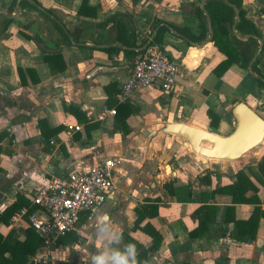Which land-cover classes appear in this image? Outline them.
Instances as JSON below:
<instances>
[{
  "label": "crops",
  "instance_id": "1",
  "mask_svg": "<svg viewBox=\"0 0 264 264\" xmlns=\"http://www.w3.org/2000/svg\"><path fill=\"white\" fill-rule=\"evenodd\" d=\"M208 1L0 0V216L20 199L23 203L10 220L6 216L0 221V234L20 242L28 238V217L22 210L34 208L35 191L52 174L84 173L106 158L122 164L113 194L95 220L60 238L51 251L41 241L26 264H92L91 256L98 251H124L129 243L155 247L142 255L137 249V264H264V141L230 162L196 155L185 140L164 133L168 123H185L227 136L236 123L231 109L239 102L264 119V84L248 67L236 62L222 75L214 72L226 55L212 41ZM242 7L260 33L258 46L250 44L249 50L252 61L262 43L253 65L264 78V0H242ZM6 19L12 20L7 27ZM53 21L71 37V45ZM175 27L196 40L186 39ZM225 27L232 31L229 23ZM161 28L163 40L153 46L183 64L184 77L170 90L149 87L120 101L119 88L135 59L118 36L127 41L133 35L139 55ZM232 34L245 45L255 38ZM37 41L53 52L42 50ZM112 47V54L101 50ZM193 50L200 52L195 55ZM48 53L61 58L49 63ZM96 66L111 71L89 78ZM70 108L86 120L79 121ZM106 109L117 113L110 115ZM127 111L126 131L118 118ZM57 128L58 134L49 137L48 131ZM148 134L167 143L166 151L177 144L175 152L187 161L160 159L159 172L150 171L149 162L136 164L131 158L134 140ZM137 165V173L132 172ZM239 172L247 180L234 193ZM147 200L158 207L155 217L136 212ZM104 214L112 231L122 233L118 243L97 241ZM152 231L160 240L152 238ZM11 255L9 250L4 253L6 258Z\"/></svg>",
  "mask_w": 264,
  "mask_h": 264
},
{
  "label": "built area",
  "instance_id": "2",
  "mask_svg": "<svg viewBox=\"0 0 264 264\" xmlns=\"http://www.w3.org/2000/svg\"><path fill=\"white\" fill-rule=\"evenodd\" d=\"M182 65L163 49L147 44L141 58L130 66L119 88L118 99L127 101L135 92L149 87L161 91L172 89L184 77ZM105 111L116 114L113 109ZM121 165L118 158H106L84 173L52 174L35 191L34 209L24 208L22 213L27 215L29 227L38 234L47 251L57 248L60 238L78 232L83 222L95 220L113 194Z\"/></svg>",
  "mask_w": 264,
  "mask_h": 264
},
{
  "label": "trees",
  "instance_id": "3",
  "mask_svg": "<svg viewBox=\"0 0 264 264\" xmlns=\"http://www.w3.org/2000/svg\"><path fill=\"white\" fill-rule=\"evenodd\" d=\"M229 4L235 5L239 11V21L236 25L237 31L241 33L242 35H249L252 37L260 36L259 30L256 24L253 21L246 18L245 12L242 7V0H227V2H224V1L217 2L214 0L208 1L206 5V12L210 17L211 25L213 26V29H214V35L212 37V41L214 43V46H216L219 51H221L222 53L226 55V59L222 61L214 69V72L217 75H222L224 72L228 70V68L233 63H236V62L240 63L242 67L247 68L251 61V57H252L250 55L249 46L250 44H252L251 46H253V48L258 46V42L256 38H250L249 44L245 45L244 43L236 39V37L232 34V31L228 30L225 27L226 23H229L231 26H233L235 22V11ZM24 5H25V2L22 3V6ZM197 11L199 14H202L201 10L198 9ZM11 21H12L11 19H6L5 26L7 27L11 23ZM53 22L57 25V28L63 35V41L66 44L71 45V42H72V40L70 39L71 37H69L68 34L64 32V29L60 25H58L57 22L55 21ZM202 26L204 27V34H202V37H204L205 24L202 23ZM174 30L182 34L188 40H196V38L187 30H184L178 27H175ZM164 31L165 29L161 28L157 32V35L154 37L153 41L149 43V46L155 43L162 42ZM71 36L75 41H78L77 35L72 33ZM117 40L122 42L128 48V50L126 51L127 53H129L130 55H134L133 59H135L138 56V54L135 53V50H134V48H136V44H135V37L133 35H131L129 40L127 41L124 40L121 36H118ZM250 49H252V47H250ZM101 50L105 51L108 54H112L114 52L113 47L104 48ZM142 51L143 50H141L139 54H141ZM59 58L61 57H60V54L58 53H48L45 55V60L49 63H52V60H58ZM252 68L255 73L262 76L256 64H254ZM69 111L70 113L74 114L78 118L79 121L86 120V118H83V116L80 113H78L76 109L70 108ZM129 115H130V111H127L126 113L122 115L121 119L118 118L120 120L121 125L124 127L126 131H127L126 119ZM60 130L61 128L49 130L48 136L49 137L54 136L58 134ZM263 165H264V159L262 160L260 166H263ZM245 180H247V177L244 175L243 172H239L238 173V186L234 187L233 189L234 193L237 192V190L241 188L242 182ZM165 187L166 189H169L168 184H166ZM147 201H148V204H144L140 208L136 209V212L139 214V217H145V216L155 217L157 215L158 207L152 204L150 200H147ZM22 207H23V203H22V199H20L19 201L15 202L14 204H12L10 207H8L5 210L3 215L0 216V221H2V219L5 220L6 216L8 220H10L11 217L16 212H18ZM8 220H6V222H8ZM145 230L147 231V229ZM150 235L152 236L154 240H160L157 232L152 231L150 232ZM40 246H41V239L32 228H29L28 238L23 242L13 240L12 236H9L6 239H4L3 236L0 234V264H26L29 261V257L31 255H34L38 251ZM136 247L137 249L141 250V255L147 253L149 250L153 251L155 249V247H153L152 249H145L140 245ZM7 250L11 251L12 253L10 258H6L4 256V253ZM37 264H42V263H37Z\"/></svg>",
  "mask_w": 264,
  "mask_h": 264
},
{
  "label": "water",
  "instance_id": "4",
  "mask_svg": "<svg viewBox=\"0 0 264 264\" xmlns=\"http://www.w3.org/2000/svg\"><path fill=\"white\" fill-rule=\"evenodd\" d=\"M229 5L236 13L232 31L238 38H242L236 29V25L239 21V11L236 6L232 4ZM255 38L259 40L258 37ZM189 43L194 48H199V44L195 42ZM37 45L45 52H53L52 49L46 48L42 42L37 41ZM262 48L263 45L260 42L258 51L248 65V70L264 84V78L255 73L252 69V65L262 52ZM199 52L200 51L193 50L192 53L197 55ZM140 58L141 54H139L135 60ZM185 64L191 66L189 61L185 62ZM109 71H111L109 67L96 66L91 70L88 77L90 78L97 72ZM231 114L235 118L236 123L233 131L227 136H221L185 123H168L164 128V133L176 135L184 139L189 144L192 152L201 157L219 161H235L263 143L264 119L244 102L235 104L231 109Z\"/></svg>",
  "mask_w": 264,
  "mask_h": 264
},
{
  "label": "rangeland",
  "instance_id": "5",
  "mask_svg": "<svg viewBox=\"0 0 264 264\" xmlns=\"http://www.w3.org/2000/svg\"><path fill=\"white\" fill-rule=\"evenodd\" d=\"M166 135H172V134H166ZM166 144L167 143H165V142L158 141V138H156L154 136V134H150V135L148 134L145 138H140L138 140H134V145H133V148L131 151V152H133V154H132L131 158L134 159L136 164L140 163V165L142 164V162H145V163L149 162L148 165L151 167L150 171H152V172L153 171L159 172V170L157 169L158 164L161 161L171 160L172 157L175 160L177 159V161H182V162L187 161L186 157H183L182 155H179V153L175 152V150L179 149V146H177V144H175V143L172 144L173 145L172 148L169 149L168 151H166V147H165ZM158 155H159V157H158ZM160 159H161V161H160ZM123 161H124L123 166L126 168V170H128L126 167V160L124 158H123ZM138 168H139L138 165L135 166V168H134V170H132V172L134 171L137 173ZM124 184L125 183H122V185H124ZM125 186L127 187L126 184H125ZM147 187L149 189L150 185L147 184ZM128 189H130V188H128Z\"/></svg>",
  "mask_w": 264,
  "mask_h": 264
},
{
  "label": "clouds",
  "instance_id": "6",
  "mask_svg": "<svg viewBox=\"0 0 264 264\" xmlns=\"http://www.w3.org/2000/svg\"><path fill=\"white\" fill-rule=\"evenodd\" d=\"M104 224L103 228L96 230V238L99 243H105L106 240L116 241L122 239V233L113 232L111 229V219L108 214H104L100 218ZM92 264H137V248L135 244L129 243L125 245L124 251H98L91 256Z\"/></svg>",
  "mask_w": 264,
  "mask_h": 264
},
{
  "label": "bare ground",
  "instance_id": "7",
  "mask_svg": "<svg viewBox=\"0 0 264 264\" xmlns=\"http://www.w3.org/2000/svg\"><path fill=\"white\" fill-rule=\"evenodd\" d=\"M170 171H171L170 167H167V168H166V175H169V174H170ZM166 175H165V176H166Z\"/></svg>",
  "mask_w": 264,
  "mask_h": 264
}]
</instances>
